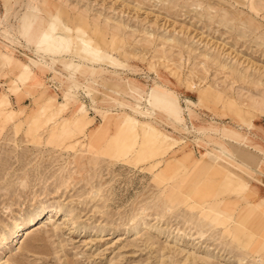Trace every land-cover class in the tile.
<instances>
[{
    "label": "rangeland",
    "instance_id": "374dc122",
    "mask_svg": "<svg viewBox=\"0 0 264 264\" xmlns=\"http://www.w3.org/2000/svg\"><path fill=\"white\" fill-rule=\"evenodd\" d=\"M262 199L264 0H0V264H264Z\"/></svg>",
    "mask_w": 264,
    "mask_h": 264
},
{
    "label": "bare ground",
    "instance_id": "6f19581e",
    "mask_svg": "<svg viewBox=\"0 0 264 264\" xmlns=\"http://www.w3.org/2000/svg\"><path fill=\"white\" fill-rule=\"evenodd\" d=\"M20 32L23 35V37L27 40V42L35 44L36 46H42V44H45L48 41H51L50 34L45 32V30L43 29V23L41 21V18L25 16L21 21ZM83 48L89 55L94 56V57L98 56V54L95 52V50L92 49V47L88 48L87 46L83 45ZM15 62L17 66H20L23 69L28 68V66L25 63L21 62L20 60H15ZM131 83L133 84V82ZM141 89L142 87L140 83L138 84L134 83L130 87V91L135 95H140ZM148 104L154 109L155 108L160 109V107H162V109L165 111V116L169 115L170 113L168 109V101L166 97L162 96V94L160 93V89L158 88H152L149 91ZM136 127H137L136 120L131 118L126 113L108 112L104 116L103 122L96 125L90 130V132L88 133V139L90 140V142H92L97 137L105 138L106 137L105 135L108 134V131L110 130V128H113V130L117 133V134H114L116 136H124L126 134L131 135L137 132ZM148 131H152V129L142 124L141 133L145 135ZM156 137L158 138V136ZM209 158L214 159L213 157H210V156ZM221 165L224 169L225 165L224 164H221ZM246 204L250 206H254V204H250V203H246ZM254 207L258 209L260 213L264 212V199L260 200L258 204L255 205ZM44 211H46L44 207L41 209H36V210H26L23 212V215L39 216ZM48 212H51V213L54 212L56 214L58 210L47 209V213ZM18 225L19 224L17 223V226ZM2 241H3V237L0 236V245L2 244Z\"/></svg>",
    "mask_w": 264,
    "mask_h": 264
}]
</instances>
